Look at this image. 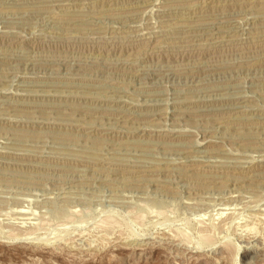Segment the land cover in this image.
Here are the masks:
<instances>
[{
    "label": "rangeland",
    "instance_id": "rangeland-1",
    "mask_svg": "<svg viewBox=\"0 0 264 264\" xmlns=\"http://www.w3.org/2000/svg\"><path fill=\"white\" fill-rule=\"evenodd\" d=\"M0 264H264V0H0Z\"/></svg>",
    "mask_w": 264,
    "mask_h": 264
}]
</instances>
